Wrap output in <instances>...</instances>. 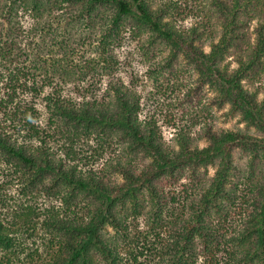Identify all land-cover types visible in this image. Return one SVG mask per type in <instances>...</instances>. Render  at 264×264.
<instances>
[{
    "label": "trees",
    "instance_id": "trees-1",
    "mask_svg": "<svg viewBox=\"0 0 264 264\" xmlns=\"http://www.w3.org/2000/svg\"><path fill=\"white\" fill-rule=\"evenodd\" d=\"M31 1L67 3L90 18L107 10L109 16L100 19L108 22V32L135 30L168 49L170 63L185 58L201 88L215 94L212 105L228 106L225 116H239L248 129L219 128L208 108L193 110L184 125H174V144L166 145L157 122L141 119L138 95L120 84L108 100L78 89L81 102L56 88L45 98L50 134L27 100L41 96L39 76L15 67L8 99H0V161L13 171L10 182L24 186L31 199L64 206L49 210L45 225L55 246L43 264H264V87L254 88L264 75V0H211L216 23L205 15L188 29L177 24L203 15L198 0ZM2 51L4 58L13 52ZM231 55L236 68L227 62ZM90 139L98 140V148L89 155L83 147ZM201 140L208 145L201 148ZM53 142L61 144L55 149ZM237 149L249 153L245 175ZM111 153L104 169L96 170L100 156ZM141 219L148 232L132 236ZM12 242L0 220V252Z\"/></svg>",
    "mask_w": 264,
    "mask_h": 264
},
{
    "label": "rangeland",
    "instance_id": "rangeland-1",
    "mask_svg": "<svg viewBox=\"0 0 264 264\" xmlns=\"http://www.w3.org/2000/svg\"><path fill=\"white\" fill-rule=\"evenodd\" d=\"M210 1L198 0L201 5L203 4L201 6L204 10L203 15L185 17L177 26L180 29H188L199 22H204L205 15H208V18L211 16L210 21L215 24L217 16L214 12L211 14ZM102 16H109L108 11L99 9L90 18L87 14L79 15L76 7H68L67 3L60 1L44 2L36 6L31 0L23 3L2 0L0 99L7 101V94L11 92L8 85L10 73L15 67H19L25 71L32 70V74L39 76L36 83L42 94L28 97L27 100L33 102L40 114L37 124L50 134H54L50 123L52 116L47 109L45 98L53 94L56 88L63 87L66 98L81 102L83 96H80L78 89L88 88L100 99L108 100L114 93L113 88L120 84L138 95L141 119L157 122L166 145L174 144L176 134L174 125H184L193 110L198 113L208 108L210 119L219 128L228 131L241 130L244 133L248 130L239 116L234 118L225 116L229 110L228 106L217 110L212 105L215 94L208 86L201 88L197 82L198 73L185 58L170 63L168 49L153 46L148 35L139 34L135 30L122 28L119 31L108 32V22L101 21ZM257 25L255 22L252 30ZM206 44L205 50L209 52L210 43ZM8 48L13 52L11 57L6 55L5 58L8 60L4 61L2 50ZM105 48L106 53L112 54L111 59L105 53ZM18 52L22 54L24 52V55L20 57ZM10 60L13 61L9 63ZM227 62L232 63V68L237 67L234 56H229ZM78 68L82 69V73H78ZM76 72L77 76H74ZM250 84L247 82L252 88ZM257 87H264V75L255 82L254 88ZM188 125L191 126L192 122H188ZM199 129L197 126L193 133H197ZM250 132L256 133L255 129H250ZM38 144L36 140L31 142V145ZM51 144L57 149L61 143ZM199 145L204 148L208 143L201 140ZM83 148L89 155L92 154L94 149L98 148V140H88ZM114 156L112 153L100 156L101 159H96L94 163L95 169L102 171L105 163ZM235 157L236 163L243 170L242 175H245L249 171L247 170L249 153L237 149ZM12 172L7 164L0 161V187L3 190L0 192V220L13 241L10 248L1 250L0 264H43L50 258L49 255L55 246V234L46 227L50 221L49 210L54 208L63 210L64 206L55 199L45 197L31 199L24 193V186L17 181L10 182ZM256 172L258 173L259 169ZM214 173L215 168H210L209 176H213ZM256 177L260 178L259 175ZM9 183L11 185L7 186ZM243 188L245 189L246 185ZM43 212H47V215L43 216ZM138 228L133 229L132 236L139 232L144 234L148 232V227L142 219ZM110 233L113 234L111 230Z\"/></svg>",
    "mask_w": 264,
    "mask_h": 264
}]
</instances>
